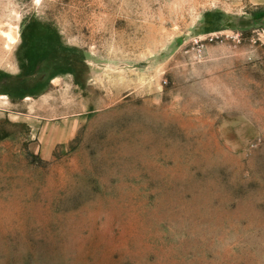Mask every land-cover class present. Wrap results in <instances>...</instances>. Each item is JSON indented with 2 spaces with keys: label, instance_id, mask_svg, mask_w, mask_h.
Returning <instances> with one entry per match:
<instances>
[{
  "label": "rangeland",
  "instance_id": "rangeland-1",
  "mask_svg": "<svg viewBox=\"0 0 264 264\" xmlns=\"http://www.w3.org/2000/svg\"><path fill=\"white\" fill-rule=\"evenodd\" d=\"M0 264H264V0H0Z\"/></svg>",
  "mask_w": 264,
  "mask_h": 264
},
{
  "label": "bare ground",
  "instance_id": "bare-ground-1",
  "mask_svg": "<svg viewBox=\"0 0 264 264\" xmlns=\"http://www.w3.org/2000/svg\"><path fill=\"white\" fill-rule=\"evenodd\" d=\"M7 37H8V40H9L10 43H15L16 42V39L12 36L11 33H8Z\"/></svg>",
  "mask_w": 264,
  "mask_h": 264
}]
</instances>
